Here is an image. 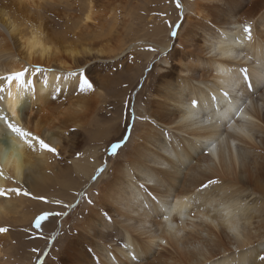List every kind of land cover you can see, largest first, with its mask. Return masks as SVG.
<instances>
[{
    "label": "bare ground",
    "instance_id": "6f19581e",
    "mask_svg": "<svg viewBox=\"0 0 264 264\" xmlns=\"http://www.w3.org/2000/svg\"><path fill=\"white\" fill-rule=\"evenodd\" d=\"M36 1L42 2L5 0L0 3V76L27 67L30 71L27 79L34 84V89L24 91L13 82L11 98L7 92L0 93L5 97L0 101V109L8 111L10 118L53 145L65 129L70 128L67 126L70 122L75 123L80 117V128H83L95 110L83 112L78 105L73 107L68 102L67 106L60 107L61 110H50L48 98L58 91L65 93L74 89L78 75L71 74L75 73L77 64L84 62L78 70L85 75L83 66L90 56L97 54L99 60L112 59L118 51L102 57L106 50L93 49L81 31L74 32L72 38L63 39L51 36L50 30L43 25L23 30L9 12H34L31 6ZM99 1L83 0L79 15L83 23L81 28L90 29L95 37L103 36L110 24L117 21V5L104 7L102 4L101 7ZM228 2L230 6L226 11L221 7L226 0H192L191 7L189 3L184 6L187 15L185 33L180 31L177 41L180 49L168 48L166 18L151 34L149 41L157 45V49L168 50L163 61L166 68H161L157 78L160 85H156L151 94L154 96L150 101L152 114L147 117L152 122L145 125L140 135L137 133V144L127 156L130 161L111 165L106 174L111 171L112 181L99 190L94 206L75 223L77 230L88 235L84 238L86 244L88 239L97 240L91 260L86 253L83 261L75 260V250L72 251L69 239L63 253L67 257L58 258L55 263L125 261L137 264L133 260L135 256L142 258L151 253L150 248H158L162 242L176 250L178 258L181 255L180 263L172 258L174 264H264L261 259L264 252L255 245L264 242V218L261 219L264 198L258 197L251 184L240 178L256 155L264 154L260 147L264 141V0H252L246 7L238 1ZM166 15L170 18L168 12ZM247 25L252 27L251 40L243 31ZM197 36L201 38V46L195 41ZM152 51H144L146 61L152 58ZM193 51V56L181 57ZM36 68L41 71L32 73ZM242 68H246L252 78L254 94L242 82L235 89L228 86V81L239 79ZM0 87L7 85L0 83ZM222 92H228L230 99ZM22 97L28 98L26 104L16 102ZM194 100L198 102L195 108L192 106ZM238 106L244 111L237 118L234 110ZM240 128L246 134L237 131ZM212 145L215 148L210 152ZM46 153L38 147L36 151L30 150L0 122V189L10 190L13 183L26 182L31 193L43 195L57 187L76 191L82 186L74 180L56 179L58 173L50 167ZM98 153L94 150L88 160L75 163L79 179L101 168V161L96 160ZM176 154L180 156L179 161ZM165 160L173 161L172 166L164 164ZM261 171L257 176L259 180L264 178V164ZM157 173L161 174L160 183L145 184L150 175ZM187 174V184L182 179L184 186L180 187L179 178ZM208 180L218 183L201 189ZM101 183L102 179L96 185ZM145 190L161 195L153 202ZM12 202H1L0 218ZM103 211L112 214V225L105 227ZM233 229L238 235L233 234Z\"/></svg>",
    "mask_w": 264,
    "mask_h": 264
},
{
    "label": "rangeland",
    "instance_id": "374dc122",
    "mask_svg": "<svg viewBox=\"0 0 264 264\" xmlns=\"http://www.w3.org/2000/svg\"><path fill=\"white\" fill-rule=\"evenodd\" d=\"M228 1L226 0V4L221 5L222 11L228 10L230 6ZM234 1H238L243 7H246L245 5L252 0ZM4 2L5 0H0L1 4ZM178 3L180 7H177ZM188 3L191 7L192 0H100L99 4H101V7L102 4H104V7L111 4L117 5L115 7L116 23H111L106 33L100 37H95L90 29L81 28L83 23L79 21V15L83 0H42V2L36 1L31 6V9L35 8L34 12L26 10H23L24 12H17L19 10L9 12L11 18L15 19L23 30L27 29L30 31L32 28H37L38 25H43L44 28L46 27L47 30H50L51 36L63 39L66 37L72 38L74 32L79 33L81 31L85 33L86 41L91 44L93 49L104 48L106 50V54L102 55V57H107L116 51H118V55L112 59L102 58L104 60L96 58L97 54H92L93 56L88 58L83 68L86 71L85 75L94 85V91L85 94L78 93L76 84L74 89L67 90L65 93L58 91L46 101L50 103V110L54 111H57L56 109L61 110L62 108L60 107L67 106L68 103H72L73 107L78 105L83 112L95 110L90 116L89 122L83 128H80L82 123L80 117L75 123L70 122L67 125L70 128L65 129L63 136L59 138L60 140L58 139L59 141L52 145L59 151V158L46 153L50 167L55 173H58L56 179L64 181L74 180L75 183L80 182L82 186L76 191H72L67 187H57L56 189H50L46 194L35 195L27 189L26 182L13 183L10 189L20 188L22 191L30 193L31 196L16 195L15 192H7V195L0 196V201L3 203L7 201L11 203L13 201L10 204V208L6 209L7 213L2 214L0 218V228L8 229L6 233L0 234V264H61V261L60 263L55 262L58 258L67 257L63 253L68 248L69 239L72 251L75 250V260L83 261L84 253L91 260L96 251L94 246L97 240L93 242V239H88L86 244L84 238H87L86 236L88 235H85L84 232L82 233L81 230H77L75 225L78 218L82 219L86 214V210L94 206L99 190L112 181L111 171L106 174L109 172L111 165L130 161L127 156L137 144V135H140L141 131L146 129L145 127L147 126L145 125L148 122H152L147 117L151 113L152 104L150 101L154 97L151 94L155 86L160 85V82H157V78L161 75V68H166L163 61L167 56L166 52L168 50L162 52L157 49V45L154 44V46L152 41H149L151 40L150 36L155 31V28L163 25V18H166L168 28L165 38L167 43L170 44L168 48L178 47L180 49L181 47L177 41L180 31L182 32L185 26L187 13L183 8ZM167 12L170 14V18L167 17ZM231 29H233V32L236 31L234 27ZM194 30V35H196V27ZM172 32H177V35L172 37ZM183 32L185 33V30ZM195 41L198 46L199 44L201 46V38L199 36L195 38ZM150 49L153 50V56L149 61H146L143 54L144 51L150 52ZM194 53L193 51L192 54H181V57L193 56ZM83 63L76 65L77 68L74 72L77 75L82 72L78 68ZM44 70L45 68H43ZM197 73L199 76L201 75V73ZM250 93L254 94L255 92L250 89ZM145 122L147 123L145 124ZM124 140L128 141L127 144L113 158L110 155V145L117 141L123 144ZM258 143L260 142L258 141ZM261 144L260 147L264 149V141ZM94 150L99 152L96 160L101 161V168H104V171L100 173L101 176L99 175L94 180L93 177L97 176V171L100 168L97 167L91 176L83 180L79 179L75 163L88 160ZM77 154H79L78 158ZM263 164L264 154L260 152V154L256 155L255 161L250 163V168L246 170V174L240 178L243 182L247 181L248 183L246 184H251L252 188L256 190L258 197L262 196L264 198V178L261 175L262 180L257 179V176L262 174ZM187 176L189 174L179 178L181 180L180 187L184 186L183 181L187 184L189 178ZM100 179H102V183L97 186L96 184ZM246 193L248 192L246 191ZM39 197H46L49 203L38 199ZM88 199H91L93 203L89 204L87 202ZM56 201H59L60 205H71V207L58 206L55 203ZM55 212H63L65 215L59 217L55 215L49 216L46 221L41 222L39 228L36 227L35 220L41 214ZM263 218L264 215L261 219ZM263 220L262 224L264 223ZM80 235L83 237L81 238ZM160 244L158 248H155V246L150 248L149 251L151 253L141 256L142 258L135 256L133 259L134 263L171 264L173 262L174 264L175 261L177 263L181 262L178 261L181 255L178 258L179 254L176 250L162 242ZM255 245H258L262 249L261 252H264V242L261 244L257 242ZM234 248L232 246L230 249L235 250ZM34 249L35 251H33ZM171 252L175 256H171ZM161 256H163L162 259H160ZM167 257L169 258L167 259ZM172 258H176L175 261ZM184 261L182 260V262ZM114 262L112 264H127L125 261L121 263Z\"/></svg>",
    "mask_w": 264,
    "mask_h": 264
},
{
    "label": "snow or ice",
    "instance_id": "6c2138e0",
    "mask_svg": "<svg viewBox=\"0 0 264 264\" xmlns=\"http://www.w3.org/2000/svg\"><path fill=\"white\" fill-rule=\"evenodd\" d=\"M177 7H180V4H177ZM178 31V29H177ZM243 31L247 34V38L249 40L252 39V27L251 25H247L244 27ZM172 37H175L177 35V32H172L171 33ZM39 71H41L40 69L36 68V69H32V73H38ZM240 72V77L239 79H233L231 81H228V86H230L231 88L235 89L241 82L244 84L245 88L247 89H253L254 85L252 83V78L249 75V72L246 68H242L239 69ZM30 75V71L27 67L23 68L21 71H15V72H10L8 75L6 76H0V83H5L7 85V87H0V93H5L7 92V95L9 98H11V85L13 84V82H15L18 86L19 89L27 91L28 89H34V84L33 81L28 80L27 77ZM71 75H77L76 73H72ZM76 91L78 93L81 94H85V93H89L94 91V85L93 83L89 80V78L84 75L83 72L78 74V84H77V88ZM34 94V91H33ZM226 99H230L229 97V93L228 92H222L221 93ZM5 99L4 95H0V101H3ZM213 99H215V97H213ZM16 102L20 103V104H26L28 102V98L27 97H22L16 100ZM192 106L195 108L198 106V102L197 101H192ZM15 108H13V112H15ZM236 112V116L238 118L239 114L243 113L244 108L243 107H237V109L234 110ZM191 118H195L194 116H192ZM0 122L3 123L5 129L7 132H10L12 134H14L15 137L19 138L21 141H23L27 147L32 150V151H36L37 147L41 150V151H46L47 153L52 154L53 156L59 158L60 157V153L57 150V148L53 147L52 145H50L49 143H47L42 137L33 134L30 130L26 129L21 123H17L16 120L12 119L9 117L8 115V111H5L3 109H0ZM237 131H239L241 134H246L244 133V130L242 128L237 129ZM129 138H130V134H129ZM127 140H124V143L122 144L120 141H117L115 143H113L112 145H110V155L114 158L119 154V150L124 147L127 144ZM215 148V145H212V147L209 149V151L211 152L213 149ZM79 157V154H77V158ZM180 156L178 154H176V160L179 161ZM164 164H167L169 167L172 166L173 161L171 160H165ZM161 167H163V164L161 165ZM104 171V168H101L97 171V176L93 177V179H97L100 175V173H102ZM0 175H2V173H0ZM160 173H157V175L152 176L150 175L147 180L145 181V184L147 183H155L158 184L160 183ZM218 183V181L215 180H208V182L204 185H201V189H205L207 187H209L210 185L216 184ZM7 192H15L16 195H24V196H31L30 193L26 192V191H22L20 188H16V189H10V190H2L0 189V196H5L7 194ZM145 194L146 195H150L152 197V200L154 202L155 198L159 195H161V193H151L150 190H145ZM98 195V193H97ZM38 199L43 200L45 203H49V201L47 200L46 197H39ZM89 204H92L93 201L91 199H88L87 201ZM58 206H62V207H71V205H60L59 201L55 202ZM55 215L57 217L65 215V213L63 212H55V213H44L41 214L39 216L38 219L35 220V225L37 228L40 227L41 222L42 221H46L48 219L49 216ZM101 215L104 217L105 220V227L112 225L114 223L113 221V216L109 211H103L101 213ZM8 231L7 228H0V234L6 233ZM234 235H238V233H236V230L233 229L232 230ZM35 251V249L33 250ZM261 259H264V257H262Z\"/></svg>",
    "mask_w": 264,
    "mask_h": 264
}]
</instances>
